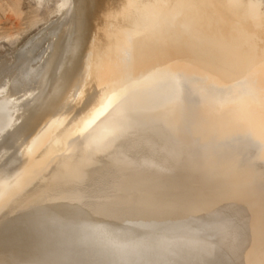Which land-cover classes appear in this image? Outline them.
<instances>
[{"label":"water","instance_id":"obj_1","mask_svg":"<svg viewBox=\"0 0 264 264\" xmlns=\"http://www.w3.org/2000/svg\"><path fill=\"white\" fill-rule=\"evenodd\" d=\"M0 53V264H264V0H69Z\"/></svg>","mask_w":264,"mask_h":264},{"label":"rangeland","instance_id":"obj_2","mask_svg":"<svg viewBox=\"0 0 264 264\" xmlns=\"http://www.w3.org/2000/svg\"><path fill=\"white\" fill-rule=\"evenodd\" d=\"M47 1L0 0V38L18 33L22 34L21 39L25 41L31 36L33 37L39 30L45 28L49 22L45 25L42 23H46L51 19L55 9L53 2ZM43 4L45 5L43 6ZM53 20L52 18L51 21ZM3 50V48L0 49V53L7 49Z\"/></svg>","mask_w":264,"mask_h":264},{"label":"bare ground","instance_id":"obj_3","mask_svg":"<svg viewBox=\"0 0 264 264\" xmlns=\"http://www.w3.org/2000/svg\"><path fill=\"white\" fill-rule=\"evenodd\" d=\"M40 1V0H39ZM53 2V4L55 5V9H54V15L52 14L51 19L49 21H47L46 23L43 22L42 24H48L46 25L45 28L39 30V28L37 27V29L39 30L35 35L45 31L46 29L58 24L61 19L63 18V16L66 14V12L68 11V9L71 7V3L69 2V0H48L47 2ZM38 4V3H37ZM45 4H43L44 6ZM50 18V17H49ZM52 18L54 19L53 21ZM40 21V20H39ZM33 23V22H32ZM39 23V22H38ZM32 26V25H31ZM33 27V26H32ZM34 35V36H35ZM22 34H14L11 36H3L2 38H0V49H10L20 43L23 42V40L21 39ZM32 37V36H31ZM30 37V38H31ZM21 39V40H20ZM24 39V38H23ZM25 40V39H24ZM3 50V51H4ZM6 51V50H5ZM1 52V51H0Z\"/></svg>","mask_w":264,"mask_h":264}]
</instances>
